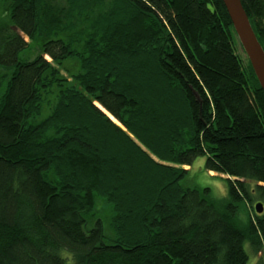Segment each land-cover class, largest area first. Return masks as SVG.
Instances as JSON below:
<instances>
[{"label":"trees","instance_id":"trees-1","mask_svg":"<svg viewBox=\"0 0 264 264\" xmlns=\"http://www.w3.org/2000/svg\"><path fill=\"white\" fill-rule=\"evenodd\" d=\"M57 1L10 0L0 26V264L264 254V93L221 0H111L98 14L102 0ZM239 1L264 52V0ZM199 157L224 197L181 188ZM96 197L114 240L90 217Z\"/></svg>","mask_w":264,"mask_h":264},{"label":"rangeland","instance_id":"rangeland-1","mask_svg":"<svg viewBox=\"0 0 264 264\" xmlns=\"http://www.w3.org/2000/svg\"><path fill=\"white\" fill-rule=\"evenodd\" d=\"M59 1V2H58ZM57 3L60 7H65L64 1L58 0ZM111 0H102V9L95 8V14H98L99 12H103L109 9L111 5ZM10 0H0V26H5L7 22V15H6V9L7 5L9 4ZM57 6V4H53ZM81 29H86L87 24H81L79 25ZM83 41V39H80ZM80 41V42H81ZM79 42V43H80ZM43 43V39H36L33 43L28 42L29 48L22 52L19 57L23 61H32L34 60L40 53V47ZM78 43V47L81 46V43ZM82 47V46H81ZM239 47V46H238ZM241 50V48H239ZM239 50V57L242 60H247L246 56L242 55ZM242 51V50H241ZM243 53V52H242ZM244 54V53H243ZM237 55V54H236ZM237 55V56H238ZM248 61V60H247ZM77 64L73 63V66L70 67L69 65L65 66V70H70V74H75L77 72L76 69ZM5 75V72L0 70V79L1 77ZM64 78H67V74L64 75L62 73ZM4 84V83H3ZM55 93L56 91L53 89V94L47 96L45 99V102L42 105V114L40 119L34 120L35 123H38L39 121L43 120L49 115V109L51 106L56 102L55 101ZM48 103V105H47ZM34 123V124H35ZM204 165V159L202 157L197 158L193 166L190 168L186 167L185 170L189 171L188 174L183 178V180L180 182L181 188H198V189H209L210 195L215 198L224 197L226 195L227 191V184L224 180L226 177L220 174H216L213 172L204 173L203 170ZM256 203H253L252 206H254ZM114 216L112 205H110L107 201L101 198H95L93 202V209L91 211V218L95 222L98 221L101 223L103 236L106 239H116V234L112 227V218ZM252 256V255H251ZM264 261V254H258L257 256L251 257V264H256L258 261Z\"/></svg>","mask_w":264,"mask_h":264},{"label":"water","instance_id":"water-1","mask_svg":"<svg viewBox=\"0 0 264 264\" xmlns=\"http://www.w3.org/2000/svg\"><path fill=\"white\" fill-rule=\"evenodd\" d=\"M240 47L246 56L255 78L264 93V52L249 24L239 0H221ZM262 205H255V212L262 213Z\"/></svg>","mask_w":264,"mask_h":264},{"label":"bare ground","instance_id":"bare-ground-1","mask_svg":"<svg viewBox=\"0 0 264 264\" xmlns=\"http://www.w3.org/2000/svg\"><path fill=\"white\" fill-rule=\"evenodd\" d=\"M255 208V207H254Z\"/></svg>","mask_w":264,"mask_h":264}]
</instances>
